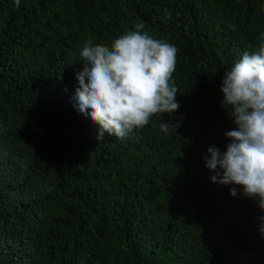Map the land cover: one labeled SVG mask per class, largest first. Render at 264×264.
<instances>
[{"label":"trees","instance_id":"1","mask_svg":"<svg viewBox=\"0 0 264 264\" xmlns=\"http://www.w3.org/2000/svg\"><path fill=\"white\" fill-rule=\"evenodd\" d=\"M138 23L176 48L180 107L101 142L80 53ZM261 43L264 0H0V264H264V211L204 160L237 128L224 73Z\"/></svg>","mask_w":264,"mask_h":264},{"label":"clouds","instance_id":"2","mask_svg":"<svg viewBox=\"0 0 264 264\" xmlns=\"http://www.w3.org/2000/svg\"><path fill=\"white\" fill-rule=\"evenodd\" d=\"M20 0H16L19 7ZM134 31L114 39L111 46L86 43L80 53L84 68L77 74L79 87L75 106L104 133L124 138L134 129L149 124L157 113L171 114L180 105L177 88L170 83L176 67V48L155 39L138 23ZM221 106L229 111L237 128L226 132L231 139L227 151L215 145L204 156L205 166L215 174L213 183L239 185L264 211V43L259 50L244 53L230 71L224 73ZM179 123L165 121L162 132H177ZM230 193L237 196V188ZM264 235V215L258 217Z\"/></svg>","mask_w":264,"mask_h":264}]
</instances>
